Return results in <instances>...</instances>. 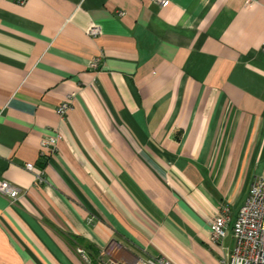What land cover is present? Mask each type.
I'll return each mask as SVG.
<instances>
[{
    "label": "crops",
    "instance_id": "1",
    "mask_svg": "<svg viewBox=\"0 0 264 264\" xmlns=\"http://www.w3.org/2000/svg\"><path fill=\"white\" fill-rule=\"evenodd\" d=\"M263 41L264 0H0V264H220L210 219L264 177Z\"/></svg>",
    "mask_w": 264,
    "mask_h": 264
},
{
    "label": "built area",
    "instance_id": "2",
    "mask_svg": "<svg viewBox=\"0 0 264 264\" xmlns=\"http://www.w3.org/2000/svg\"><path fill=\"white\" fill-rule=\"evenodd\" d=\"M18 3H24L26 0H16ZM162 3L165 0H157ZM124 12H120L123 14ZM89 32L91 35H97L100 28L94 24ZM264 50V41L262 43ZM100 58H95L90 66L99 67ZM71 100L66 99L58 107L59 115L64 116L70 107ZM60 133L45 134L41 140L42 154L47 156L55 155L58 151V141ZM27 169H33V163L26 164ZM40 180H43L40 177ZM0 194L10 198L14 203L20 197L21 191L10 181L0 178ZM230 213L228 207H221V210L210 219L211 239L214 242L222 243L228 236L231 228L234 246L227 249L225 257L220 264H264V177L256 179L250 186L249 194L244 204L239 209L236 221L231 226ZM83 253V250L80 249ZM84 254V253H83ZM108 264H129L116 259L109 260ZM131 264H175L171 259L165 256L150 257L141 259Z\"/></svg>",
    "mask_w": 264,
    "mask_h": 264
},
{
    "label": "rangeland",
    "instance_id": "3",
    "mask_svg": "<svg viewBox=\"0 0 264 264\" xmlns=\"http://www.w3.org/2000/svg\"><path fill=\"white\" fill-rule=\"evenodd\" d=\"M220 245V247H226V249H224V251H226L227 252V249L229 248V249H231V248H233V246H234V240H233V237H232V231H231V228H230V230H229V232H228V236L225 238V240L222 242V243H220L219 244Z\"/></svg>",
    "mask_w": 264,
    "mask_h": 264
}]
</instances>
